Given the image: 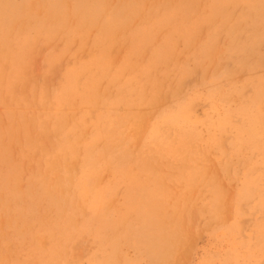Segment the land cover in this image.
Masks as SVG:
<instances>
[{
	"label": "rangeland",
	"instance_id": "374dc122",
	"mask_svg": "<svg viewBox=\"0 0 264 264\" xmlns=\"http://www.w3.org/2000/svg\"><path fill=\"white\" fill-rule=\"evenodd\" d=\"M0 252L264 264V0H0Z\"/></svg>",
	"mask_w": 264,
	"mask_h": 264
},
{
	"label": "bare ground",
	"instance_id": "6f19581e",
	"mask_svg": "<svg viewBox=\"0 0 264 264\" xmlns=\"http://www.w3.org/2000/svg\"><path fill=\"white\" fill-rule=\"evenodd\" d=\"M13 72V71H12ZM155 91V90H154ZM150 98V97H149ZM153 97H151V99H152ZM148 99V98H147ZM152 101V100H151ZM121 106V105H120ZM115 109V108H114ZM143 127V126H142ZM33 147V146H32ZM43 153V152H42ZM34 155H36L35 153H34ZM44 156V155H43ZM18 157V156H17ZM40 158V157H39ZM36 159V158H35ZM28 160V159H27ZM35 161V160H34ZM33 161V162H34ZM18 162V161H17ZM26 163H27V161H26ZM23 165H24V163H23ZM53 165V164H52ZM52 165H49V167H51V168H53V166ZM47 166V165H46ZM31 167V166H30ZM27 168V167H26ZM69 168V167H68ZM22 169H24V168H22ZM47 170H49V169H47ZM56 176V175H55ZM49 178H51V177H49ZM56 178H57V176H56ZM59 178V177H58ZM31 179V178H30ZM33 179V178H32ZM54 180V179H53ZM60 180V179H59ZM58 180V181H59ZM47 181H48V179H47ZM60 182V181H59ZM40 183V182H39ZM54 183V182H53ZM57 183V182H56ZM44 184V183H43ZM49 184V183H48ZM47 188H48V186H47ZM249 190V189H248ZM255 190V189H254ZM49 192V191H48ZM47 193V192H46ZM48 195V194H47ZM58 195V194H57ZM254 195V194H253ZM51 198H52V196H51ZM56 198H57V196H56ZM22 199V198H21ZM33 200V199H32ZM142 200V199H141ZM44 202V201H43ZM137 202V201H136ZM23 205V204H22ZM39 207V206H38ZM24 208V207H23ZM30 207H28V209H29ZM35 208V207H34ZM36 209V208H35ZM39 210V209H38ZM63 210V209H62ZM156 211V210H155ZM43 214V213H42ZM44 215V214H43ZM51 217V216H50ZM68 217V216H67ZM49 219V218H48ZM48 222V221H47ZM32 223V222H31ZM43 223H44V221H43ZM42 223V224H43ZM27 224V223H26ZM45 224V223H44ZM29 227H30V225H29ZM39 227V226H38ZM45 227V226H44ZM25 237V236H24ZM3 238V237H2ZM3 240V239H2ZM3 243V242H2ZM112 244V243H111ZM154 244V243H153ZM173 244V243H172ZM99 247V246H98ZM97 247V248H98ZM113 247V246H112ZM147 247V246H146ZM2 248V247H1ZM5 251V250H4ZM3 251V252H4ZM17 251V250H16ZM156 251V250H155ZM154 251V252H155ZM34 252H36V251H34ZM0 253H2V252H0ZM18 254H20V253H18ZM21 256V255H20ZM19 256V257H20ZM40 256V255H39ZM105 257H107V255L105 256ZM18 258V257H17ZM7 260V259H6ZM41 260V259H40ZM46 260V259H45ZM20 261V260H19ZM22 261V260H21ZM48 261V260H47ZM9 262V261H8ZM13 262V261H12ZM42 262V261H41ZM104 262V261H103ZM16 263V262H15ZM108 263V262H107ZM18 264V263H17ZM179 264V263H178Z\"/></svg>",
	"mask_w": 264,
	"mask_h": 264
}]
</instances>
